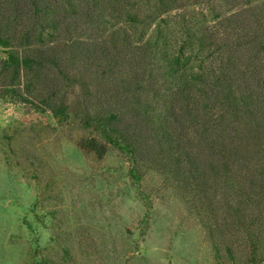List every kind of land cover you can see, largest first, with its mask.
<instances>
[{
    "label": "rangeland",
    "instance_id": "1",
    "mask_svg": "<svg viewBox=\"0 0 264 264\" xmlns=\"http://www.w3.org/2000/svg\"><path fill=\"white\" fill-rule=\"evenodd\" d=\"M211 2L200 0L208 25L215 24L207 10ZM20 12L0 20V34L13 52L35 60L18 74L0 46V264H245L254 244L264 250V190L238 219L236 198L225 201L227 182L217 178L202 198L184 179L186 164L181 169L187 173H174L175 161L148 155L159 164L145 160L137 182L119 148L107 145L102 158L90 151L84 142L94 134L74 114L88 91L78 81L95 79L107 33L81 29L72 38L43 35L40 41L37 25ZM25 27L32 31L29 42ZM64 37L71 39L63 45ZM80 46L96 49V66L71 64ZM48 47L59 51V67L44 62ZM129 58L119 60L118 74L137 70ZM64 100L70 104L67 119L52 110ZM251 162L257 165L258 156ZM232 169L235 175L247 171L240 164Z\"/></svg>",
    "mask_w": 264,
    "mask_h": 264
},
{
    "label": "trees",
    "instance_id": "2",
    "mask_svg": "<svg viewBox=\"0 0 264 264\" xmlns=\"http://www.w3.org/2000/svg\"><path fill=\"white\" fill-rule=\"evenodd\" d=\"M214 1L205 0L211 2L207 10L214 25L207 24L200 0H9L0 2V20L8 21L16 10L30 15L40 41L43 35L72 38L81 29L107 33L95 79L78 81L88 91L74 114L94 134L84 145L99 158L107 145L119 148L130 158L129 173L137 182L151 154L176 162L174 173L188 165L184 179L202 198L209 197L217 178L227 182L225 201L236 198L233 215L241 219L248 202L263 198L264 190V0ZM24 30L29 42L32 31ZM9 42L0 34L10 66L18 74L31 69L33 57L19 56ZM95 52L80 46L69 61L96 66ZM44 53V62L60 66L57 49ZM126 56L137 68L129 76L118 74ZM64 102L52 110L67 119L70 104ZM235 164L247 171L235 175ZM251 250L245 264L264 262V250L257 244Z\"/></svg>",
    "mask_w": 264,
    "mask_h": 264
}]
</instances>
